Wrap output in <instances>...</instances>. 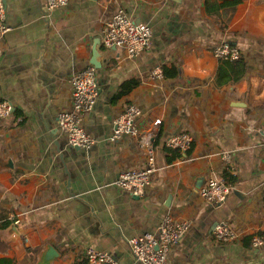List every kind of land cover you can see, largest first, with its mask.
<instances>
[{
	"label": "crops",
	"instance_id": "1",
	"mask_svg": "<svg viewBox=\"0 0 264 264\" xmlns=\"http://www.w3.org/2000/svg\"><path fill=\"white\" fill-rule=\"evenodd\" d=\"M234 1L70 0L45 11L44 0H6L11 29L0 38V101L14 111L0 119V222L12 223L0 228V257L80 264L93 247L117 264H139L129 239L157 234L172 216L191 228L170 246L171 264H264V0ZM119 8L152 28L150 49L137 57L102 44ZM96 39L100 95L82 122L94 143L77 147L58 114L71 109V79L93 65ZM225 41L247 65L238 81L221 84L226 59L213 47ZM156 66H176L178 74L156 78ZM131 104L143 110L138 133L113 138L115 119ZM183 131L194 136L192 148H169L167 139ZM149 155L157 170L146 193L121 189L120 173L144 167ZM210 178L231 182L225 202L199 195L196 185ZM223 221L238 240L214 236Z\"/></svg>",
	"mask_w": 264,
	"mask_h": 264
},
{
	"label": "built area",
	"instance_id": "2",
	"mask_svg": "<svg viewBox=\"0 0 264 264\" xmlns=\"http://www.w3.org/2000/svg\"><path fill=\"white\" fill-rule=\"evenodd\" d=\"M70 0H44L45 11L66 8ZM11 29L7 21L6 0H0V38ZM153 31L149 24L138 22L123 8H119L113 17L105 24L102 31V44L106 48H124L130 57H137L149 50L152 44ZM217 58L236 60L242 57V50L231 42H221L213 47ZM152 75L162 79L165 77L163 67L156 66ZM72 106L69 110L58 114V126L68 135L70 144L77 147H90L94 138L83 127V116L91 111L100 95V83L97 68L89 65L82 71L73 75L72 79ZM14 105L9 100L0 101V119L8 118L13 114ZM143 114L142 108L137 104L129 105L114 123L113 138H120L124 134H137V119ZM194 142V136L186 131L171 135L167 139V146L171 149L187 152ZM229 158V153H223ZM155 157L149 155L144 167L126 170L120 173L118 186L134 196H143L156 172ZM232 186L225 180L208 179L205 186L200 189L199 195L213 204H221L228 199ZM16 222H19L16 220ZM191 222L176 220L172 216L164 217L157 234H146L129 239V247L134 261L139 264H171L168 260L169 248L190 231ZM214 236L221 240H238L237 231L228 223L220 222L214 230ZM261 237H255V246L261 243ZM86 257L90 264H117L115 256L108 251L89 247ZM192 264V263H177Z\"/></svg>",
	"mask_w": 264,
	"mask_h": 264
},
{
	"label": "trees",
	"instance_id": "3",
	"mask_svg": "<svg viewBox=\"0 0 264 264\" xmlns=\"http://www.w3.org/2000/svg\"><path fill=\"white\" fill-rule=\"evenodd\" d=\"M241 0H235L234 4H238ZM220 68L218 70V79L221 84L228 83V82H236L238 81L244 74L246 70V61L242 55V57L236 59V60H221ZM164 75L167 76H176L178 74V68L176 66H173L172 68L163 67ZM139 81H134L127 83L123 86L119 96L128 93L131 91L134 87L137 86ZM227 179L230 178L229 173H226ZM228 185H231V182L229 180L225 181ZM12 221L5 218L4 221L0 222V228H6L8 227ZM0 264H17V261L15 259H11L8 257H0ZM80 264H90L88 262V259L85 258Z\"/></svg>",
	"mask_w": 264,
	"mask_h": 264
},
{
	"label": "water",
	"instance_id": "4",
	"mask_svg": "<svg viewBox=\"0 0 264 264\" xmlns=\"http://www.w3.org/2000/svg\"><path fill=\"white\" fill-rule=\"evenodd\" d=\"M100 50H101V39H96L95 47L93 50L92 64L97 68H100L102 66V59H101V51ZM196 188H197V190H200L201 189L200 184H197ZM136 197H138V196H136ZM49 252L52 254H55L56 250L53 247H50Z\"/></svg>",
	"mask_w": 264,
	"mask_h": 264
}]
</instances>
